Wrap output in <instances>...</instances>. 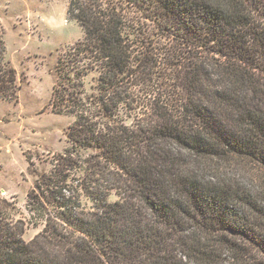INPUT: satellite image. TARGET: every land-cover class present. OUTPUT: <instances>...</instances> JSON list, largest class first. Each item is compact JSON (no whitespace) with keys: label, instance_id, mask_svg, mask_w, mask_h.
I'll return each mask as SVG.
<instances>
[{"label":"trees","instance_id":"16d2710c","mask_svg":"<svg viewBox=\"0 0 264 264\" xmlns=\"http://www.w3.org/2000/svg\"><path fill=\"white\" fill-rule=\"evenodd\" d=\"M123 1L68 0L73 119L26 194L41 232L0 198V264H264V0ZM21 87L0 25V101Z\"/></svg>","mask_w":264,"mask_h":264},{"label":"rangeland","instance_id":"374dc122","mask_svg":"<svg viewBox=\"0 0 264 264\" xmlns=\"http://www.w3.org/2000/svg\"><path fill=\"white\" fill-rule=\"evenodd\" d=\"M107 1L119 4L129 20L133 17L126 14L129 8L123 0ZM67 5L68 0H0L6 57L22 81L16 102L0 101V198L7 199L9 204L2 207L14 220L27 223L24 241L43 227L25 209L26 194L49 172L53 155L65 147V129L73 119L48 104L58 57L83 36L78 24L67 18ZM137 15L144 29L148 22ZM85 82L89 88L91 75ZM109 200H116L115 195Z\"/></svg>","mask_w":264,"mask_h":264}]
</instances>
